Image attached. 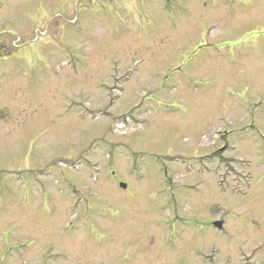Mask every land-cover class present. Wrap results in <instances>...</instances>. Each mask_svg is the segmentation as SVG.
I'll return each instance as SVG.
<instances>
[{"label":"rangeland","instance_id":"rangeland-1","mask_svg":"<svg viewBox=\"0 0 264 264\" xmlns=\"http://www.w3.org/2000/svg\"><path fill=\"white\" fill-rule=\"evenodd\" d=\"M0 264H264V0H0Z\"/></svg>","mask_w":264,"mask_h":264},{"label":"water","instance_id":"water-1","mask_svg":"<svg viewBox=\"0 0 264 264\" xmlns=\"http://www.w3.org/2000/svg\"><path fill=\"white\" fill-rule=\"evenodd\" d=\"M123 186H124V185H123ZM214 224H215V226H217V227H219V228L222 227V222H215Z\"/></svg>","mask_w":264,"mask_h":264},{"label":"flooded vegetation","instance_id":"flooded-vegetation-1","mask_svg":"<svg viewBox=\"0 0 264 264\" xmlns=\"http://www.w3.org/2000/svg\"><path fill=\"white\" fill-rule=\"evenodd\" d=\"M121 183H123V182L120 181V182L118 183L120 187L122 186ZM127 187H128V185H127L126 187H124V188H123V187H121V188L124 189V190H126Z\"/></svg>","mask_w":264,"mask_h":264}]
</instances>
